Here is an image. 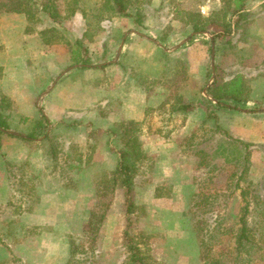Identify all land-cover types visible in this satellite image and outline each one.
Here are the masks:
<instances>
[{"label":"rangeland","instance_id":"374dc122","mask_svg":"<svg viewBox=\"0 0 264 264\" xmlns=\"http://www.w3.org/2000/svg\"><path fill=\"white\" fill-rule=\"evenodd\" d=\"M38 1L52 2L58 11V21L44 13L37 14L34 21L28 20L24 13L0 14V112L10 124V129L2 135L0 146V264H124L127 259L128 244L124 234L128 222L124 190L117 188L113 193L102 194L97 189V178L103 172H111L116 160L114 155L107 156L104 129L94 132L84 126L83 131L76 132L74 139L69 132L75 128L57 126L52 139H43V142L39 139L27 142L13 136L15 132L29 131V123L21 119L39 115L38 103L42 106L44 100H41L40 92L73 65L71 50L78 48L75 44L78 39H82L89 50L88 64L95 66L113 58L123 43L137 45L142 52L137 63L140 69L137 77L146 88V94L151 95L157 83L170 87L167 97L159 105V111L164 113L154 117L155 113L148 112L149 121L140 122L142 143L147 146L149 156L141 162L136 176L135 200L140 208L132 216L130 233L141 247L146 261L149 264H264V179L255 182L251 175L253 168L258 175L264 173V148L262 143L251 142V153L258 147L257 158L253 162L251 154L247 164L244 146L237 141L241 140V135L247 137L249 128H252L253 138H258L262 132L258 126L262 119L254 117L250 110L258 108L254 113L264 111V0L248 1L245 16L235 27L230 41L215 39L211 31H193L186 42L191 44L201 36L207 38L208 71L212 69V74L206 77L201 90L205 88L208 95H211L210 89L217 78L226 81L243 74L249 79L252 97L250 103L244 104L240 110L217 107L210 98H200L194 92L195 79L190 94H182L184 80L181 73L185 70L182 62L171 59V55L164 57L166 49H161L158 55L148 43H144L149 41L145 37L166 38L172 26L182 28L181 20L189 19L187 13L190 10H200L205 15L220 10L222 0H129L132 13L137 9L141 11L144 27L138 26L133 17H99L100 0ZM51 26L57 30H48L46 36H56L53 39L57 40L45 46L40 30ZM132 28L140 33L131 34ZM213 31L219 32L220 29L213 28ZM176 33L175 38L179 40L181 34ZM107 48L112 50L110 56L104 55ZM183 48H177L176 54ZM155 56L163 61L158 65L159 69L152 63ZM214 59L216 65H213ZM105 65L110 66L111 61ZM82 71L76 66L63 80L81 84L87 72ZM159 72L164 74L156 78ZM25 76L33 78L34 83L27 84ZM51 79L53 81L49 84ZM99 80L104 81L103 86L111 83L108 78ZM180 98L191 104L201 102V110L190 112L184 120L181 116L169 120L167 110ZM226 104L234 105L233 102ZM70 120V123L75 122ZM124 120L121 117L118 121ZM171 123L175 127H165ZM103 125L107 126L109 122L103 121ZM71 140L83 144L90 141L86 151L88 156L93 157L98 151L97 163L112 169L95 175L96 190L90 189L85 175L78 176L81 184L78 211L70 205L61 208L57 205L51 209L62 212L56 215L53 223L34 226L22 222L23 210L29 207H25L22 199L23 190L16 185L23 179L22 174L29 177L27 190L30 195L40 194L37 187L30 188L38 179L45 181L43 194L47 198L56 183L76 184L67 172L73 164L70 159L63 164L54 160L46 164L49 169L61 170L60 174L37 175L30 170L44 159L33 163L26 159L25 151L42 150L51 155L53 147L59 150L61 142ZM160 140L168 144H161ZM101 146L107 152L101 151ZM245 164L249 172L243 174ZM9 183H14L22 192H14L12 189L15 188ZM154 186L163 194V199L152 200ZM57 193L59 197L62 192ZM35 203L31 204L32 208L36 207ZM93 211L96 215L106 212L97 237L88 230L89 216ZM245 223L247 230L243 233ZM242 234L246 237L241 238ZM73 248L77 249L75 256L72 255Z\"/></svg>","mask_w":264,"mask_h":264},{"label":"crops","instance_id":"0c3cea01","mask_svg":"<svg viewBox=\"0 0 264 264\" xmlns=\"http://www.w3.org/2000/svg\"><path fill=\"white\" fill-rule=\"evenodd\" d=\"M181 22H182L181 25L182 28L180 29H176L171 25L172 26L171 31L167 35L166 37L167 39H165L164 42L161 41L158 37L156 38L145 37L147 38V40L149 39V41L144 43H148L152 51L156 52L158 55L161 49H166L165 51H163L164 57L167 58V56L170 57L171 55V59L177 58L182 62L181 64H183L185 68V70L181 73L183 75L182 78L184 80V88L182 89L181 92L182 94H187L189 93V90H192L190 87L192 86L193 79H195V82L193 83L194 92L199 94L200 98L202 97V99H206L205 97H207V91L206 93L204 92L205 88L201 90V86L203 85L209 73L208 71L209 58H207L208 47L205 41L207 38L201 36L197 39H194L191 44H189V42L186 43L189 38L188 35L191 34V32L193 33V30L191 29L192 28L191 25L184 23V21L182 20ZM138 26L144 27L141 25ZM130 31L131 34H135V35H138L140 33L139 31L134 30L133 28ZM177 31L181 34L179 40H176L175 38L176 36L175 34H178L176 33ZM141 39L143 38L141 37ZM142 41L143 40H138L137 42H142ZM44 43L45 46L49 45L45 41ZM185 45L186 46L190 45V46L186 47ZM177 48L179 49L183 48L179 54H176L177 52H175ZM111 52H112L111 48L109 49L107 48L104 55L107 56L109 54L110 56L112 54ZM141 53L142 52L140 51L137 45L132 46V44L127 45V43L126 44L123 43L119 47V50L117 51L116 55L114 57L112 56L113 58H110V60H107L106 62L103 61V63L97 64L96 66L92 64L91 65L88 64L86 67L83 68L82 65L80 66V63L74 64V62L72 61L73 65L69 67L68 71L76 66L81 67L83 69L82 72L87 71L84 74V77L82 78L81 84H78L79 81H72L70 83L67 82V80L66 81L63 80V77L68 74L67 71L63 75H59L58 77H56L55 79L56 81H54L51 84V86L45 85L46 87L44 86L43 88H46L47 90L44 89L40 92L41 94L40 98L41 100L42 99L44 100L42 101V106L41 104L39 105L38 103V111L41 110L51 121L48 129V133L51 132L53 127L55 129L57 126H63V125L70 126L71 128H75L69 132V134L71 133L75 139L76 132L83 131L84 126L92 129V131L94 132L96 130L104 129V132L107 136L106 140L104 141V145L108 152L105 149H103L102 146L100 147V149H102L101 151L103 152L104 151L107 152L108 153V154L106 153L107 156L108 155L115 156L116 160H115L114 168L113 169L111 168L113 171L118 165V155L114 150L111 149L109 145V139L111 135L107 133V131L111 129L116 123H118L119 122L118 120L121 117L124 118L125 120L132 119L138 121L140 124V122L143 123V121L144 122L149 121V119H147L149 116L146 115L148 112H152V114L155 113L154 117L163 114L164 111H159L160 110L159 105L165 100V97H167L166 95L170 92L169 89L170 87H164V86L162 87L159 85L160 83H157L155 89L151 91V95L146 94L147 93L146 88L142 86V82L138 81V77H137L138 76L137 70L139 69L137 63L139 58L141 57L139 55ZM173 54L176 55L172 56ZM155 57L156 58L153 57L155 61L152 60L153 61L152 63H155L156 66H158L159 64L162 65L163 61H161V58L157 56ZM70 59L72 60V56H70ZM110 61H111L110 66L105 65L107 63H110ZM215 61L216 60L214 59L213 65H216ZM232 63L234 64V61ZM157 69H159V66L157 67ZM21 70L24 71L23 69ZM108 70L111 71L107 73ZM25 71L28 72L27 70ZM162 74L164 73L163 72L161 74L160 72L156 73V75L158 76L156 78H159ZM25 77L26 78L24 79L26 80L27 84L32 85L34 83L33 78L30 79L27 78V76ZM106 78H108L111 83L110 85L109 83H107L106 85L104 84L103 86L104 81H100L99 79H106ZM17 81L21 83V80L19 78H17ZM52 81H53L52 79L49 80V84ZM62 82H64V84H61ZM60 85L63 86L60 88ZM54 90L55 93L53 92ZM59 90H60V94L58 95ZM75 93L78 94L74 95ZM182 100L183 102H186L183 98ZM187 103H191V102L189 101ZM200 103L201 102L199 103L194 102L193 105L195 106V108L193 111L190 112L193 113L195 111L201 110ZM172 106L173 104L170 106V109L168 108L167 110L170 115L169 120H172V118L174 117L178 118L180 116L184 120L185 119L184 117H188V115L190 114V112L173 111ZM72 115L76 118L70 117ZM252 115L254 117H259V119H262V121L258 123V126L262 129V132L261 134H258V138H253L252 137L253 132H251L252 128H249L247 137L245 138L241 135L240 139L244 142H252L254 144H256V142L262 143L264 148V111L260 113H252ZM31 116L33 117L34 115L32 114ZM34 118L36 117L33 118L24 117L21 119V121H23L24 123H29L28 126L30 127L31 122ZM70 119H72L75 122L70 123L69 122L71 121ZM255 120L259 121L258 119ZM99 121L101 122L100 125H98ZM103 121L109 122V125L107 126L103 125ZM165 127L172 128L175 126H173V124L171 123V125H167ZM13 135L26 137V135L22 134V132H15ZM140 138H141V134H140ZM154 138L152 139V141L154 140ZM19 139L24 140L22 138ZM38 139L39 141H41L44 139V136ZM170 140L171 139L169 138V141ZM90 143H91L90 141L88 142L86 141L84 144L82 142L78 143L76 140H71L67 143L61 142L60 148L58 150L59 151L58 161H60V163L63 164L65 159L68 157V154L71 151H73L74 147H78L79 153L80 152L83 153V158L84 160H86L87 157H89L88 152L86 151L89 149ZM159 143L163 144L165 143V141L160 140ZM143 149L149 156V150L145 144L143 146ZM97 150H99L98 147ZM257 150L258 147H256L255 152L252 153L253 162H255V159L257 158V154H256ZM25 152L27 153L26 159H29V161L33 163H35L34 161L37 159L41 161L44 159L45 161V162L44 161L40 162V164L34 166L33 169L31 168L30 170L31 173L37 175L46 174L49 177L58 173L60 174L61 170L59 171L56 170L55 168L49 169L46 166V164L50 163V160H53L51 155H48L46 152L42 150L40 151L27 150ZM97 152L98 151L94 153L93 157L91 158V162L89 163L88 161L79 163V161H77L76 159H72L71 162L73 164L71 168L67 169V172L69 171L68 173H70L72 177L71 181L76 182V184L73 183L70 186H66L63 183L61 184L56 183L55 185L54 183H52V185L54 186L52 187L51 189L52 193L48 195V198L43 194V191H45V181H41L40 179H38L36 184L30 185V188L37 187V191H39L40 193L39 195H37L36 193L34 195H30L29 191L27 190L29 177H26V174H22L23 179H21V182L18 181L16 183L18 188L20 190H23V192L17 189L14 183H9L15 188L12 189L14 192L15 190L22 192L21 196L22 199L24 200L25 207L26 205H29L28 208H25L23 210L22 219H21L22 222L34 226L36 225L41 226L43 224L46 225L53 223L56 219V215L59 216V214L62 212V210H59L57 212L54 209H51L57 207V205H60L59 206L60 208L64 207L65 205L66 206L70 205L71 207L75 208L76 211H78L79 207L81 206V202L79 201V192L81 190V184H79L80 175L82 176L85 175V178L90 184V189L96 190V186L94 184L95 175L103 171L111 170L105 168L102 164L97 163L98 162L96 158ZM251 175H252V179L255 182L261 180L262 178L264 179V173L262 175H258L254 171V168L253 171H251ZM156 191L157 189H155L154 186L152 200L157 201L163 199V196L157 195ZM57 192L59 193L62 192L59 197ZM3 194L5 195L4 191ZM1 196L4 197L3 195ZM135 198H136V189H135ZM135 201L139 205L138 201L137 200ZM33 202L38 203V204L37 203L33 204L34 206L36 205L35 208L31 207V204ZM12 221H14L13 218Z\"/></svg>","mask_w":264,"mask_h":264},{"label":"trees","instance_id":"16d2710c","mask_svg":"<svg viewBox=\"0 0 264 264\" xmlns=\"http://www.w3.org/2000/svg\"><path fill=\"white\" fill-rule=\"evenodd\" d=\"M100 5L97 8L99 11V17H133L134 21L138 25H143L141 18L142 13L137 9L136 13L130 11L129 0H100ZM249 0H222L223 6L220 10L212 12L210 15L203 14L200 10H190L187 14L189 19L183 20L186 24L191 25L195 32H206L211 31L216 38H222L225 41H230L232 34L235 32V27L238 26L239 21L245 16V9ZM2 12L12 13H24L28 20L34 21L37 14L44 13L48 15L53 21H58V11L52 2L39 3L38 0H0V14ZM213 28L220 29L219 32H214ZM48 30L54 32L57 27L51 26L49 29L45 28L40 30L43 40L47 44H51L56 36H46ZM193 39L195 37H192ZM191 38V40H192ZM161 41H165V37L159 38ZM227 39V40H226ZM82 39L75 41L78 48L71 50L72 59L74 64L80 63L82 67L88 65V53L89 50L82 43ZM81 46V47H80ZM218 70L219 67H216ZM217 72V71H216ZM212 74V69L209 70L208 76ZM252 86L248 78L243 74H237L232 78L221 81L216 79L213 87L210 89V94L218 101L215 104L217 107L230 108L240 110L244 104H247L251 100ZM223 101L225 103L223 104ZM168 102V101H167ZM226 102H233L234 105L231 107ZM195 106L191 103L183 102L180 98L178 102L172 106L173 111H193ZM258 108H253L250 112L254 113ZM50 120L40 110L39 115L34 118L31 122L28 132L22 133L24 136L13 135L18 138H22L29 142H34L38 138L44 136V140L52 139L54 127L50 133H48ZM10 129V124L7 119L0 112V146L2 144V135L5 134L6 130ZM140 124L135 120H124L116 123L111 129L107 131L111 135L109 139V145L118 155V165L111 172H103L97 178V189L102 194L113 193L117 188L124 190L126 214H127V228L125 230V240L128 244V256L124 264H149L143 254V251L139 244L134 240L133 235L130 233L132 226V216L137 212L140 206L135 201V189H136V176L140 170V164L148 158V154L143 149V144L140 138ZM244 146L245 163L250 162L251 156V142H244L237 140ZM119 144V145H118ZM75 153L71 156V153ZM51 156L54 161H58L59 151L56 148H52ZM70 156V157H69ZM91 156L87 157L86 160L83 158V153H79L78 147H74L73 151L68 154L67 160L76 159L79 163L84 161L91 162ZM75 161V160H74ZM245 164L243 174L249 172V167ZM244 177V176H243ZM246 195V192L243 191ZM157 195L162 196L161 192ZM106 212L96 215L93 211L89 216L88 230L92 232L93 237H97L102 223L104 222ZM246 223L243 225L242 231L246 232ZM246 237L242 234L241 238ZM96 239V238H94ZM76 248L72 249V255H76Z\"/></svg>","mask_w":264,"mask_h":264},{"label":"water","instance_id":"95a60500","mask_svg":"<svg viewBox=\"0 0 264 264\" xmlns=\"http://www.w3.org/2000/svg\"><path fill=\"white\" fill-rule=\"evenodd\" d=\"M214 76V75H213ZM212 80H213V78H212ZM207 97L208 98H210L213 102H215V103H217L218 101L215 99V98H213L211 95H208L207 94ZM50 128H51V126H50Z\"/></svg>","mask_w":264,"mask_h":264}]
</instances>
